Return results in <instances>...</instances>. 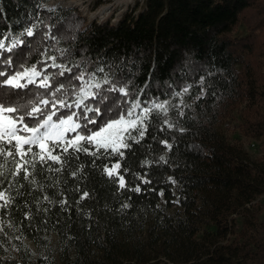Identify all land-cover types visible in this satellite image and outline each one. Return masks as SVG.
I'll return each mask as SVG.
<instances>
[{
	"label": "trees",
	"instance_id": "1",
	"mask_svg": "<svg viewBox=\"0 0 264 264\" xmlns=\"http://www.w3.org/2000/svg\"><path fill=\"white\" fill-rule=\"evenodd\" d=\"M48 1L0 0V33L15 34L36 5L47 7ZM55 9L40 14L56 25L52 31L60 39L58 44L47 41L49 54L59 55L56 50L63 48L77 59L128 65L134 82L143 86L148 81L153 95L169 83L178 89L191 84L183 96L190 106L184 116L169 113L186 131L149 127L146 138L126 152L121 169L129 170L126 180L147 171L152 181L140 194L118 191L87 166L84 180L64 172L61 188L72 205L70 214L58 204L50 206L49 223L37 218L39 231L24 228L23 238L14 241L20 251L8 245L0 259L5 264H264V156L253 159L219 131L239 112L241 135L264 144V1L136 0L116 24L88 23L75 9ZM239 27L244 34L235 35ZM31 39L30 63L44 46L41 33ZM201 87L206 94L197 100ZM153 135L170 143L174 136L172 151ZM160 155L169 163L142 165ZM88 159L81 155V161ZM30 188L25 183L22 199L32 202L43 194L28 195ZM44 191L51 196L57 189ZM84 191L89 197L77 204ZM125 203L130 205L126 209L121 207ZM22 214L15 213L17 227Z\"/></svg>",
	"mask_w": 264,
	"mask_h": 264
},
{
	"label": "snow or ice",
	"instance_id": "2",
	"mask_svg": "<svg viewBox=\"0 0 264 264\" xmlns=\"http://www.w3.org/2000/svg\"><path fill=\"white\" fill-rule=\"evenodd\" d=\"M44 11L54 13L56 9L38 3L35 14L18 32L0 33V250L4 251L10 245L19 252L14 241L23 238L24 228L39 231L37 218L40 224H48L51 207L58 204L70 214L72 205L61 188L64 172L84 180L87 166L99 171L118 191L140 194L142 186L152 181L147 178V171L143 175L132 173L133 178L126 180L128 168L121 171L126 152L146 138L149 127L155 130L159 126L160 132L186 131L178 127L179 121L171 119L169 113L175 111L179 117L184 116L183 109L190 106L184 104L183 96L191 84L178 89L169 83L163 92L153 95L148 81L143 86L134 82L128 65L120 67L102 59H77L69 49L63 48L56 50L59 55L49 54L47 41L58 44L60 39L52 31L56 25L46 23L41 17ZM42 29L46 30L41 32ZM37 33H41L44 46L40 58L30 63L31 38ZM198 84H205L203 76ZM205 94L201 87V95L196 99H202ZM152 139L158 137L153 135ZM158 142L171 152L175 137L172 143L168 139ZM81 155L89 159L81 161ZM168 163L166 156L160 155L155 161L144 159L142 165L150 168L153 164ZM168 182L176 184L172 177ZM25 183L31 186L28 195L32 191L43 194L32 202L22 199L26 194ZM45 188L57 191L50 196ZM57 195L62 198L56 200ZM158 195L163 197L164 191L160 190ZM88 197V191H84L76 203ZM129 206L125 203L121 207ZM18 211L23 213L19 227L13 223ZM17 231L19 235H9ZM0 264L5 261L0 259Z\"/></svg>",
	"mask_w": 264,
	"mask_h": 264
},
{
	"label": "rangeland",
	"instance_id": "3",
	"mask_svg": "<svg viewBox=\"0 0 264 264\" xmlns=\"http://www.w3.org/2000/svg\"><path fill=\"white\" fill-rule=\"evenodd\" d=\"M136 0H82L84 6L88 8L90 12H95L98 8L106 6L109 7L108 16L104 21H101L97 18H91L90 14H85L81 9L77 7H66L64 4L57 3L55 0H49L46 3L47 7H56L61 6L65 8H71L77 10L81 16L86 19L88 23L97 22V23H106L116 24L119 18L126 12V10L131 7ZM264 1V0H262ZM251 12H248V14ZM253 16V15H252ZM251 16V17H252ZM244 34V27H239L235 31V35ZM264 41V38H262ZM239 112L235 113L233 118L229 121L224 122L219 126V131L225 136V138L231 143L239 144L242 148L249 153L253 159H258L264 156V144L261 141H254L248 139L241 135L239 125ZM260 220L264 221V199H262L260 206Z\"/></svg>",
	"mask_w": 264,
	"mask_h": 264
},
{
	"label": "bare ground",
	"instance_id": "4",
	"mask_svg": "<svg viewBox=\"0 0 264 264\" xmlns=\"http://www.w3.org/2000/svg\"><path fill=\"white\" fill-rule=\"evenodd\" d=\"M57 3L64 4L66 7H77L82 10L85 14H90L91 18H97L101 21H104L109 12V7L103 6L98 8L95 12H90L82 0H55Z\"/></svg>",
	"mask_w": 264,
	"mask_h": 264
}]
</instances>
